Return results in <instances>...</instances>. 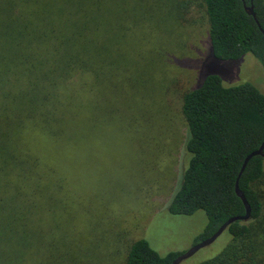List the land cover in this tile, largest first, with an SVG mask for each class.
I'll list each match as a JSON object with an SVG mask.
<instances>
[{"label":"rangeland","instance_id":"rangeland-1","mask_svg":"<svg viewBox=\"0 0 264 264\" xmlns=\"http://www.w3.org/2000/svg\"><path fill=\"white\" fill-rule=\"evenodd\" d=\"M104 4L111 9L101 47L112 53H101V109L71 113L61 141L34 149L45 168L42 187L28 183L22 193L26 216L16 231L24 246L13 257L20 248L8 243L12 264H124L142 238L162 256L189 251L208 220L202 211H168L189 162L183 97L211 74L226 87L251 82L264 93L255 57L212 56L202 0ZM231 239L224 232L188 264L214 258Z\"/></svg>","mask_w":264,"mask_h":264},{"label":"trees","instance_id":"trees-1","mask_svg":"<svg viewBox=\"0 0 264 264\" xmlns=\"http://www.w3.org/2000/svg\"><path fill=\"white\" fill-rule=\"evenodd\" d=\"M106 1L0 0V264H12L5 257L9 242L20 248L13 257L24 246L16 231L26 216L22 193L28 183L39 187L45 171L34 149L61 141L71 113L101 109V53L108 48L101 47L102 18L111 9ZM244 1L250 6L251 0ZM202 2L212 56L228 62L250 54L264 69V34L243 0ZM253 6L264 29V0H253ZM182 114L189 162L168 211L204 212L203 241L246 214L236 183L246 157L264 144V93L251 82L226 87L211 74L184 95ZM239 186L251 206L250 221L230 225L224 250L192 264H264L263 157L249 162ZM180 254L162 256L142 238L131 244L124 264H171Z\"/></svg>","mask_w":264,"mask_h":264},{"label":"water","instance_id":"water-1","mask_svg":"<svg viewBox=\"0 0 264 264\" xmlns=\"http://www.w3.org/2000/svg\"><path fill=\"white\" fill-rule=\"evenodd\" d=\"M244 2V7L246 12L251 15L257 22V25L259 27V29L262 31V33L264 34V29L262 28V26L260 25L259 21L257 20V15L254 11V6H247L246 2L243 0ZM263 157L264 158V144L262 145V147H260V149H258L257 151H254L253 153H251L250 155H248L241 167L238 179H237V183H236V194L238 195V197L242 200V202L245 205L246 208V214L243 216H237V217H232L231 219H229L227 222H225L220 228L219 230L212 235L211 237H209L208 239H205L203 241H201L200 243L196 244L193 248H191L189 251L184 252L182 254H180L171 264H183L184 262L192 259L200 250L212 245L213 243H215L217 241V239L228 230L229 226L232 225L235 222H248L251 219V206L247 200V197L245 195V193L240 189L239 186V182L241 177L243 176L249 162L254 158V157Z\"/></svg>","mask_w":264,"mask_h":264},{"label":"flooded vegetation","instance_id":"flooded-vegetation-1","mask_svg":"<svg viewBox=\"0 0 264 264\" xmlns=\"http://www.w3.org/2000/svg\"><path fill=\"white\" fill-rule=\"evenodd\" d=\"M246 4H247V3H246ZM251 5H253V0H251V2H250V6H251Z\"/></svg>","mask_w":264,"mask_h":264}]
</instances>
